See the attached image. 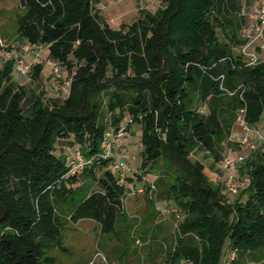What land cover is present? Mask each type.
<instances>
[{
    "label": "trees",
    "instance_id": "1",
    "mask_svg": "<svg viewBox=\"0 0 264 264\" xmlns=\"http://www.w3.org/2000/svg\"><path fill=\"white\" fill-rule=\"evenodd\" d=\"M18 2V39L45 46L72 80L55 97L14 82L12 61L0 67V264H53L47 252L69 222L118 235L127 185L103 161L82 173L98 190L72 188L79 177L63 179L68 157L57 145L70 138L71 151L95 153L125 116L141 127L142 174L165 164L156 198L179 214L168 264H223L227 250V264L264 263V142L238 164L245 184L234 202L190 157L203 150L219 161L240 115L250 128L264 119V60L248 65L240 53L244 0H163L119 29L104 23L99 0ZM41 70L33 66L31 82Z\"/></svg>",
    "mask_w": 264,
    "mask_h": 264
},
{
    "label": "rangeland",
    "instance_id": "2",
    "mask_svg": "<svg viewBox=\"0 0 264 264\" xmlns=\"http://www.w3.org/2000/svg\"><path fill=\"white\" fill-rule=\"evenodd\" d=\"M163 4V0H99L97 6L98 12L106 23L112 29H119L121 26L129 25L139 17V10L154 12ZM23 13L18 0H0V39L6 44H13L21 39L17 36L16 21L18 16ZM264 45V38L257 42V46ZM259 60H264V52L259 53ZM13 55H17L14 52ZM48 52L44 51V56ZM40 63L42 70L39 78L31 82L21 77H13V81L18 84H25L34 90H42V81L46 80L50 73L45 61L37 60L34 65ZM2 59L0 58V67ZM64 75V73H63ZM29 82H31L29 84ZM45 90V89H44ZM69 87L62 92L61 97H67ZM204 110L203 105L199 108ZM130 121L125 116L121 122V127H125L128 137L121 140L120 148H116L112 153V159L119 163V151L126 152L129 155L131 171L127 177H132V181L125 182L128 189L122 197V206L125 213V219L116 224L115 229L118 235H102L99 225L92 220H81L77 223H67L65 229L61 232L58 247H52L47 255L53 258V264H168V253L175 242V234L178 230L175 212L162 214L159 207L173 208L171 203L166 200H157L156 192L160 190L157 187V181L165 177L164 162L160 161L153 165L147 173L142 174L140 165V144L141 127L137 123L127 126ZM264 136V119L259 123L258 128ZM242 130L235 123L229 139L223 144L220 152V160L215 161L212 155L203 150L194 151L190 157L202 162L204 172L207 178L214 186L220 187V192L225 199L234 202L240 193V189L232 190L223 184L225 173L220 167L222 160L226 156L248 153L249 149L245 145L238 143ZM70 138L58 141L57 147L63 152L65 157L71 154ZM250 140H253L250 137ZM58 149L56 154H58ZM109 169L117 173V169L110 162ZM85 171V170H84ZM83 171V172H84ZM81 172L76 177L79 179L72 188L81 186L82 193L86 194L91 190H98L97 185L88 177H84ZM103 170L96 171L99 177ZM81 175V176H80ZM240 182H245V178H237ZM146 186L149 190L146 191ZM142 190V191H139ZM245 197L242 198L244 200ZM149 201H154L150 205ZM60 208L64 213L69 210V205H61ZM227 250L224 255L223 264H227ZM264 264V263H262Z\"/></svg>",
    "mask_w": 264,
    "mask_h": 264
},
{
    "label": "built area",
    "instance_id": "3",
    "mask_svg": "<svg viewBox=\"0 0 264 264\" xmlns=\"http://www.w3.org/2000/svg\"><path fill=\"white\" fill-rule=\"evenodd\" d=\"M242 14L246 15L249 20L247 26L241 31V37L245 40V44L240 49V53L248 65H255L259 61L258 50L261 53L264 52V45L257 46V42L264 38V0H244ZM45 50V46L32 45L25 40L6 44L0 39V58L2 59V64L12 61L15 76L29 81L34 62L37 60L45 61L50 75L46 80L42 81V86L45 90H50L49 93L53 94V96L61 97L62 92L66 91V88L70 86L72 79L70 76L63 75L62 67L57 62L44 56ZM14 52H17V55H13ZM237 122L242 130L237 139L239 144L245 145L250 150L256 147V143L264 142V136H262L259 130L248 127L243 115L237 118ZM128 136L129 133L126 132L125 127L116 129L108 126L102 135L97 152L84 155L79 148L73 149L68 157L67 173L63 179L79 175L84 170L92 168L103 161H109L117 169L119 182L125 183L127 180L126 175L131 171L129 155L126 152L119 151L120 161L117 164L112 159V153L116 148H120L121 140ZM250 137L253 140H250ZM245 158V153L226 156L220 164L221 169L225 173L223 184L232 190L242 188L245 184V182L238 181L236 177L238 164L244 161ZM159 208L163 215L175 212L176 222H178L179 214L176 209Z\"/></svg>",
    "mask_w": 264,
    "mask_h": 264
},
{
    "label": "crops",
    "instance_id": "4",
    "mask_svg": "<svg viewBox=\"0 0 264 264\" xmlns=\"http://www.w3.org/2000/svg\"><path fill=\"white\" fill-rule=\"evenodd\" d=\"M261 53V52H260Z\"/></svg>",
    "mask_w": 264,
    "mask_h": 264
}]
</instances>
